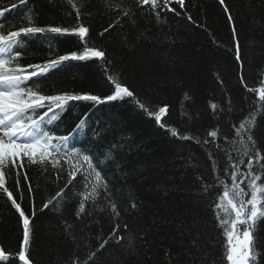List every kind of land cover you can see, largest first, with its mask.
<instances>
[{
    "label": "trees",
    "instance_id": "1",
    "mask_svg": "<svg viewBox=\"0 0 264 264\" xmlns=\"http://www.w3.org/2000/svg\"><path fill=\"white\" fill-rule=\"evenodd\" d=\"M225 4L232 21L218 0H185L183 9L175 3L170 6L179 15L161 12L166 22L159 25L148 6H138L137 0H28L26 5H20L19 0H0V10L8 9L3 28L10 30L28 26L24 18L32 10L37 14L36 26L71 29L79 19L89 28L87 46L105 52L103 60L69 62L38 80L42 94L87 93L103 99L114 90L108 79L112 75L150 110L167 104V127L200 140L218 128L221 137L232 140L235 128L254 111L258 89L264 87V0H225ZM124 11L131 16H124ZM233 23L241 46L240 62L235 59ZM50 42L60 55L82 52L75 37L49 41L36 36L25 41L21 64H43ZM186 93L191 100L186 99ZM212 103L220 106L215 114ZM81 119H86L90 128L86 129L87 138L80 137L84 144L77 146L93 149L84 154L93 155L95 164L96 157L104 161L111 150L115 162L107 160L97 171L108 181L119 216L112 213L103 195L95 202L86 201L85 212L77 215L85 193L79 171L65 188L68 172L78 167L76 156H56L59 173L51 164L45 169L25 160L22 168L6 173V187L31 218L32 264H71L73 258L85 261L92 253L95 256L88 264H230L225 257L227 237L215 210L223 192L217 174L231 183L225 174V169L232 171L225 151L172 137L128 98L101 105L71 102L60 117L56 135H67ZM253 138L258 146L264 144V116H257ZM217 143L230 150L225 140ZM239 159L233 152L232 160ZM212 160L216 161L215 170ZM244 168L241 164L240 169ZM205 185L213 187L204 192ZM62 188L64 199L44 209L43 204ZM114 229L117 236L125 238L120 243L112 236ZM129 236L132 247L127 243ZM260 236L259 251L264 252V222ZM22 241V220L6 193L0 192V246L18 261Z\"/></svg>",
    "mask_w": 264,
    "mask_h": 264
},
{
    "label": "snow or ice",
    "instance_id": "2",
    "mask_svg": "<svg viewBox=\"0 0 264 264\" xmlns=\"http://www.w3.org/2000/svg\"><path fill=\"white\" fill-rule=\"evenodd\" d=\"M219 4L224 6L227 13V19L233 20L228 12L225 0H218ZM28 0H19L20 5H26ZM173 3L181 9L185 6V0H137L138 6H148L149 11L154 14L155 23L157 25L164 24L165 18L161 16V12L171 11L176 15V8L170 7ZM17 7L16 4L12 5ZM7 8L0 10V192L6 193L7 198L11 201L12 206L18 212L22 220L23 241L22 247L18 253V261L16 257L11 256L5 250L4 246H0V262L7 264H32L29 258L30 243V226L31 218L26 215L21 208L20 203L13 198V193L9 191L6 173L22 168L25 160L28 165L40 166L42 168L51 164L57 171L59 161L56 156L63 154L64 156L78 158V167L68 172V180L65 188L73 183L76 172L79 171L81 179L85 186L83 199L79 203L77 215L85 212V202L91 200L96 201L98 197L103 195L108 201L115 216H119L115 203L111 200L108 181L102 176L97 167L103 168L107 160L114 161L111 150L105 154L102 161L100 157H96L93 163V155L84 154L85 152H93L92 148L82 149L77 145L84 144L85 141L80 137L83 135L87 138L86 129L90 128L86 119H81L76 124L73 131L67 135H56L58 131V122L60 117L65 113L71 102H90L93 105H101L105 102L124 100L125 98L135 101L136 106L144 111L149 117H152L155 123L162 129H165L172 137L179 140H194L195 143L204 146L205 149L215 147L218 150L225 151L231 172L225 169V174L230 176L231 183H225L216 176L218 185L223 187L222 195L218 197L219 202L215 205L216 218L219 226L223 229L224 235L227 237L225 245V257L230 264H264V252L259 251L262 246V238L260 236V225L264 222V154L261 148L264 144L258 146L256 139L253 138V131L257 124V116H264V87L258 89V99L254 103L256 107L254 111L249 112L248 116L235 128L236 136L232 140L221 137L219 129L212 130L207 133L205 140H200L190 135H184L176 127H167L166 117H170V111L167 104L149 109L146 102H142L133 90L124 83L119 82L117 77L112 75L108 79L114 85L112 94L101 98L99 95L93 94H70L67 92L58 95H44L39 89L38 80L46 79L47 76L55 70L66 66L69 62L79 61L87 62L90 59L105 58V52L96 48L88 47L86 37L89 34V28L78 22L76 26L70 28L61 26H36L35 20L37 14L34 10L30 11L24 18L28 26H21L18 30H10L3 28L4 13ZM76 15L79 18L80 11L76 9ZM124 16L130 17L129 11H124ZM189 21L192 20L190 15L187 16ZM111 27V26H110ZM109 29H105L107 32ZM234 44L235 59L241 61L240 44L236 38L237 28L232 24L231 28ZM103 35V33H101ZM42 36L51 41L55 37H75L79 42L82 52L78 54L72 51L67 54L60 55L57 47L53 43L48 45V59L43 64H27L22 65V51L26 49L25 41L29 38ZM242 67V64H241ZM108 72V69L105 68ZM241 82L243 77L241 76ZM245 87H247L245 85ZM256 92L257 89H249ZM186 99L191 97L185 94ZM213 113L220 111V106L212 103L210 105ZM46 109L42 115L40 110ZM187 116V113H184ZM93 135H98L93 132ZM218 140H225L230 145V150L224 149L223 145L217 143ZM72 147H69V145ZM240 157L238 162L232 160V153ZM211 160V152L207 153ZM247 157V161H245ZM71 164V160H69ZM244 164L242 171L240 165ZM213 169L216 168V161L212 160ZM20 172H16L17 182ZM59 178V174L57 175ZM25 179H27L25 173ZM244 185V187H241ZM213 185H205L204 192L211 190ZM31 192V185L28 186ZM65 189H60L56 195L43 204V208L47 209L50 205L59 204L65 197ZM247 197V199H246ZM22 198V194H21ZM55 201V204H54ZM136 207L135 204L132 205ZM35 212H32V216ZM125 229L127 225H124ZM119 225L116 226V229ZM116 229L113 230L112 236L116 242L120 243L125 238L116 235ZM107 240L104 244H107ZM129 247L133 245V238H127ZM104 244L100 247L103 248ZM95 253H92L87 260L80 261L78 257L71 260V264H88L92 260Z\"/></svg>",
    "mask_w": 264,
    "mask_h": 264
}]
</instances>
